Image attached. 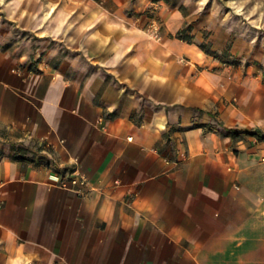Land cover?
I'll list each match as a JSON object with an SVG mask.
<instances>
[{
    "label": "crops",
    "instance_id": "crops-1",
    "mask_svg": "<svg viewBox=\"0 0 264 264\" xmlns=\"http://www.w3.org/2000/svg\"><path fill=\"white\" fill-rule=\"evenodd\" d=\"M142 8L0 0V264H264V71Z\"/></svg>",
    "mask_w": 264,
    "mask_h": 264
},
{
    "label": "rangeland",
    "instance_id": "rangeland-1",
    "mask_svg": "<svg viewBox=\"0 0 264 264\" xmlns=\"http://www.w3.org/2000/svg\"><path fill=\"white\" fill-rule=\"evenodd\" d=\"M140 1V14L159 28L174 12L181 14L179 31L192 36L189 44L212 58L215 69L227 74L264 71V0Z\"/></svg>",
    "mask_w": 264,
    "mask_h": 264
},
{
    "label": "trees",
    "instance_id": "trees-1",
    "mask_svg": "<svg viewBox=\"0 0 264 264\" xmlns=\"http://www.w3.org/2000/svg\"><path fill=\"white\" fill-rule=\"evenodd\" d=\"M184 33L185 31L181 30L178 32V34L176 35L177 38L185 41V42H188V43H192L191 42V39H192V36L191 35H187V36H184ZM230 133H233V131H229Z\"/></svg>",
    "mask_w": 264,
    "mask_h": 264
},
{
    "label": "built area",
    "instance_id": "built-area-1",
    "mask_svg": "<svg viewBox=\"0 0 264 264\" xmlns=\"http://www.w3.org/2000/svg\"><path fill=\"white\" fill-rule=\"evenodd\" d=\"M74 184H76V181H73Z\"/></svg>",
    "mask_w": 264,
    "mask_h": 264
}]
</instances>
